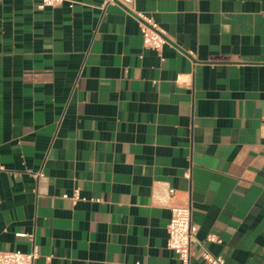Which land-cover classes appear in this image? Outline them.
<instances>
[{
    "label": "crops",
    "instance_id": "crops-1",
    "mask_svg": "<svg viewBox=\"0 0 264 264\" xmlns=\"http://www.w3.org/2000/svg\"><path fill=\"white\" fill-rule=\"evenodd\" d=\"M105 1L0 0V250L177 264L189 202L191 264H264V0Z\"/></svg>",
    "mask_w": 264,
    "mask_h": 264
},
{
    "label": "built area",
    "instance_id": "built-area-1",
    "mask_svg": "<svg viewBox=\"0 0 264 264\" xmlns=\"http://www.w3.org/2000/svg\"><path fill=\"white\" fill-rule=\"evenodd\" d=\"M66 2L73 7L77 0H40L38 6L39 8H55ZM105 2L106 4L120 3L128 9L133 10L135 0H106ZM136 14L141 20L144 45L153 50L161 51L168 43L166 32L151 16L142 12H136ZM0 169H4L1 163ZM166 190L168 200L173 199L178 191L171 186H167ZM64 197L69 198L68 195H65ZM70 198L73 201L79 200L80 190L77 189L74 195ZM170 209L171 218L168 224L167 247L175 252L178 259L177 264H191L192 245L196 240V235L192 227V208L189 202H185L182 204L173 203L170 205ZM207 239L210 242H221V239L214 234H210ZM39 255V250L37 248L31 252H23L21 250H0V264H35ZM202 258L207 264H230L222 255H216L207 249L204 250Z\"/></svg>",
    "mask_w": 264,
    "mask_h": 264
}]
</instances>
